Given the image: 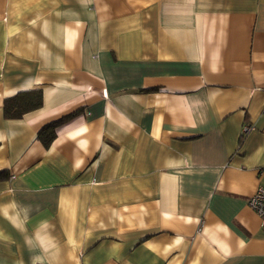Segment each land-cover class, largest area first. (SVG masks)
<instances>
[{"label":"crops","instance_id":"crops-1","mask_svg":"<svg viewBox=\"0 0 264 264\" xmlns=\"http://www.w3.org/2000/svg\"><path fill=\"white\" fill-rule=\"evenodd\" d=\"M260 187L264 0H0V264H264Z\"/></svg>","mask_w":264,"mask_h":264},{"label":"trees","instance_id":"trees-1","mask_svg":"<svg viewBox=\"0 0 264 264\" xmlns=\"http://www.w3.org/2000/svg\"><path fill=\"white\" fill-rule=\"evenodd\" d=\"M43 102L41 91H22L13 97L7 98L4 104V113L8 118H19L26 112L39 108ZM69 116L51 122L39 131L38 136L46 146H49L56 135V127L68 119Z\"/></svg>","mask_w":264,"mask_h":264},{"label":"built area","instance_id":"built-area-1","mask_svg":"<svg viewBox=\"0 0 264 264\" xmlns=\"http://www.w3.org/2000/svg\"><path fill=\"white\" fill-rule=\"evenodd\" d=\"M253 128V124L247 123L243 126V133H247ZM249 205L258 213L261 224L264 226V187L258 188L256 193L250 198Z\"/></svg>","mask_w":264,"mask_h":264}]
</instances>
